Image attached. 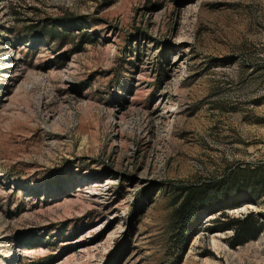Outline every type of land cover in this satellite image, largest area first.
I'll return each instance as SVG.
<instances>
[{
  "label": "rangeland",
  "instance_id": "obj_1",
  "mask_svg": "<svg viewBox=\"0 0 264 264\" xmlns=\"http://www.w3.org/2000/svg\"><path fill=\"white\" fill-rule=\"evenodd\" d=\"M237 167L262 214L264 0H0V264H264L175 215Z\"/></svg>",
  "mask_w": 264,
  "mask_h": 264
},
{
  "label": "trees",
  "instance_id": "obj_2",
  "mask_svg": "<svg viewBox=\"0 0 264 264\" xmlns=\"http://www.w3.org/2000/svg\"><path fill=\"white\" fill-rule=\"evenodd\" d=\"M43 30L47 34L52 33L55 38L62 42L68 38L66 33L60 32L59 30ZM249 172V167H237V169L229 171L220 180L194 184L182 188L180 195H178L180 205L175 212L177 222L183 227L182 230L184 228L191 230L199 223L202 216L200 213L203 207L206 205H208V208L210 206H216V209L222 210V213L211 222V225L206 228V231L211 234L232 231V235L226 241L232 249L244 246L250 241L257 240L264 232V212L262 214L250 212L241 218H233L224 211L225 207L222 204L223 202L216 200L217 195L221 191H234L244 188L251 190L254 182L249 177ZM260 184V188H262L261 195H264V183L263 185L262 183ZM211 210L213 209H210L209 212Z\"/></svg>",
  "mask_w": 264,
  "mask_h": 264
},
{
  "label": "bare ground",
  "instance_id": "obj_3",
  "mask_svg": "<svg viewBox=\"0 0 264 264\" xmlns=\"http://www.w3.org/2000/svg\"><path fill=\"white\" fill-rule=\"evenodd\" d=\"M216 245V244H215ZM218 245V244H217Z\"/></svg>",
  "mask_w": 264,
  "mask_h": 264
}]
</instances>
